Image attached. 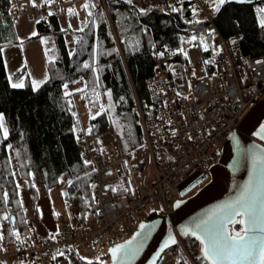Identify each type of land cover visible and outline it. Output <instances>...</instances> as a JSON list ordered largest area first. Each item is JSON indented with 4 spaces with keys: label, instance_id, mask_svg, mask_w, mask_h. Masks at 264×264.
Listing matches in <instances>:
<instances>
[{
    "label": "trees",
    "instance_id": "1",
    "mask_svg": "<svg viewBox=\"0 0 264 264\" xmlns=\"http://www.w3.org/2000/svg\"><path fill=\"white\" fill-rule=\"evenodd\" d=\"M82 1L89 0L73 3ZM90 1L95 7L77 35L74 53L69 52L58 14L36 20L35 37L53 36L56 57L47 61L48 79L34 89L29 77L24 87H11L3 50L21 40L16 32L17 19L10 16L13 0H0V114L8 131L6 138L3 134L0 137V216L4 235L15 246L24 243L26 223L9 146L31 194L38 186L56 188L67 172L71 178L68 193L79 203V220L92 221L96 215L94 170L80 155L76 136L81 121L75 105L83 123L81 107L86 113L95 112L84 123L88 135L111 127L124 151L140 157L146 145L139 108L149 112L147 80L161 53L181 51L190 43L200 50L209 70L213 68L214 47L207 22L188 3L138 7L126 0H105V8L102 0ZM256 7L219 3L212 10L222 35H241L243 51L252 57L264 56V26L257 21ZM78 82L84 87L74 102L64 90L70 91ZM157 215L153 213L150 218ZM169 250L177 264H209L203 260L201 243L194 236L181 238Z\"/></svg>",
    "mask_w": 264,
    "mask_h": 264
},
{
    "label": "built area",
    "instance_id": "2",
    "mask_svg": "<svg viewBox=\"0 0 264 264\" xmlns=\"http://www.w3.org/2000/svg\"><path fill=\"white\" fill-rule=\"evenodd\" d=\"M13 0L10 16L19 19L47 17L65 12L68 3L51 1L31 6ZM138 7L188 3L207 22L214 47L213 68L209 70L199 49V63L193 52L163 51L154 73L147 80L150 109L139 108L147 160L126 153L119 135L111 128L90 136L76 109L81 128L76 138L84 163L94 170L92 191L96 215L91 226L58 221L52 236L45 238L34 225L26 226L24 243L12 245L0 240V264H65L79 253L98 257L109 264L111 246L125 241L137 224V215L170 214L177 187L194 172L206 174L216 164L228 136L239 127L247 111L264 96V56L245 54L241 35L225 37L215 24L212 8L204 0H132ZM106 8L105 0H102ZM203 66L206 78H194L193 67ZM187 83L184 94L177 85ZM74 102L77 94L65 89ZM264 147V142L256 139ZM141 157V156H140ZM65 207L75 214L79 203L71 198ZM241 219L240 217L237 219ZM231 231H241L239 223ZM178 241L181 237L178 236Z\"/></svg>",
    "mask_w": 264,
    "mask_h": 264
},
{
    "label": "water",
    "instance_id": "3",
    "mask_svg": "<svg viewBox=\"0 0 264 264\" xmlns=\"http://www.w3.org/2000/svg\"><path fill=\"white\" fill-rule=\"evenodd\" d=\"M229 3L254 6L264 3V0H225L222 4ZM262 129L264 96L247 111L239 127L228 136L219 161L209 168V172H194L178 185L179 199L174 202L173 212L142 220L130 238L110 247L109 264H158L166 251L178 242V236H194L185 234L183 229L194 228L196 223L218 211L222 205L234 201L250 182L255 185L259 180L260 169L264 167L260 164L254 166L253 163L256 157L264 158V147L256 141L264 142ZM206 180L196 193L185 197ZM12 219L15 221L14 217ZM141 224L148 227L141 230ZM169 237H174L176 243L164 247ZM122 245L139 250L134 258L121 252L118 259L113 260L111 250Z\"/></svg>",
    "mask_w": 264,
    "mask_h": 264
},
{
    "label": "snow or ice",
    "instance_id": "4",
    "mask_svg": "<svg viewBox=\"0 0 264 264\" xmlns=\"http://www.w3.org/2000/svg\"><path fill=\"white\" fill-rule=\"evenodd\" d=\"M32 2L33 6H36L35 0ZM126 2L131 3L132 0H126ZM224 2L225 0H219L221 4ZM45 3H51V0H45ZM83 7L88 9L89 5L85 3ZM92 7L95 5L93 4ZM68 13L69 15L75 14L73 9H69ZM88 15L92 16V12L89 11ZM261 26H264V18L261 19ZM8 79L11 81V76ZM39 83L33 80V88H38ZM11 87L22 88L24 82L22 79L19 82H13ZM3 122L4 117L0 114V128L3 129V136L6 138L8 131ZM253 163L254 166L256 164L264 166V158L256 157ZM237 217H242V219L237 220ZM236 223L242 226V230L230 231L228 225ZM140 227L143 230L148 226L141 224ZM183 232L194 235L200 241L203 246V260L209 264H264V167H261L259 180L255 185L250 182L234 201L222 205L218 211H214L206 219L196 223L194 228H185ZM2 239L3 236L0 235V240ZM128 243L131 244V241ZM169 243H176L175 238L169 237L164 247H168ZM138 250V248H127L124 245L117 246L111 250L112 258L113 260L118 259V254L121 252L134 258Z\"/></svg>",
    "mask_w": 264,
    "mask_h": 264
},
{
    "label": "rangeland",
    "instance_id": "5",
    "mask_svg": "<svg viewBox=\"0 0 264 264\" xmlns=\"http://www.w3.org/2000/svg\"><path fill=\"white\" fill-rule=\"evenodd\" d=\"M44 2V0H42ZM205 3L208 5V7L212 8V10H216L218 5H219V0H204ZM29 3V1H26ZM45 3V2H44ZM42 3V4H44ZM41 3L38 6L42 5ZM71 6V5H69ZM68 6V7H69ZM256 16H257V21L258 23L261 25V19L264 18V11H262V9H264V3L258 4L256 5ZM91 11V10H90ZM88 12L89 10H85V11H76L74 15H69L68 11L59 13V20H60V25H61V29L63 31L66 32V42H67V46L69 49L70 53H74L75 51V43L77 40V35L79 34V32H81L80 29H84L88 20ZM42 18L41 16L39 17V19ZM20 22V19L16 20V24L18 25ZM36 23V21H35ZM25 41L31 40L32 37L31 36H25L24 37ZM18 49V48H16ZM42 49L45 52V55L48 57V59H54L56 57V52H55V42H54V38L53 36H44L42 38ZM190 50H192L193 52V58L194 61L196 63H199L200 59H199V54L197 51H195L194 49H192V45L190 43H185L181 49V52L183 54L188 53ZM11 59L8 58L9 62H15L13 65V70L9 71V75L11 76V80L15 81L16 76L19 75L20 71H23V67L24 64L22 63V61L19 58V55H16L15 57L12 55L10 57ZM15 58V60H14ZM7 61V62H8ZM19 66H21L20 69ZM191 75L194 78H206L208 77V73L206 72L205 68L203 66H197V67H193L191 69ZM188 89V85L187 83H180L177 85V93L179 94H184L187 92ZM83 114V121L84 123H87L88 121V117L91 114H95L94 111L88 112L86 113L84 111V109L81 107L80 109ZM4 117V116H3ZM4 127H6V123L4 120ZM139 159L146 161L147 160V155L143 154L141 157H139ZM71 181L70 175L66 172L64 173L59 180V185L56 188H53L51 190H47L42 186H38L36 188V192H39L40 195L45 196L44 193H46L48 195V197L52 200V202L55 204V208H54V213L53 210L49 211V214L51 216H55V218H59L62 219L64 221H67L71 224H78V225H85V226H91V221L89 220L86 223H82L79 218L74 217L73 215H75V213L73 211H71L70 209H67L65 207V203L70 199L69 193H68V185L69 182ZM24 187H25V191L26 194L28 195L29 190H28V183L25 180H22ZM64 193H67V195H64ZM177 198H179V193L177 192ZM34 207L27 209L26 211V218L29 221H34V223L36 224L37 228L39 229V232L47 237V232L44 230V228L41 226V220L38 216L37 213H34ZM158 214H161V212H157ZM143 215H137V224L135 226V228H133L132 230V234L128 237L130 238L134 231L136 230V227L138 226V224L140 223V221H142ZM93 221V220H92ZM0 234H3V230L1 228L0 225ZM127 238V239H128ZM126 239V240H127ZM202 251V250H201ZM74 255L65 259V264H89V262H91V264H100L98 262V257H94V256H89L83 253H79L77 252L75 249H73ZM16 261L15 259H10L7 261V264H12V262ZM158 264H177L174 258V254L172 250L167 251L163 257L160 259Z\"/></svg>",
    "mask_w": 264,
    "mask_h": 264
},
{
    "label": "crops",
    "instance_id": "6",
    "mask_svg": "<svg viewBox=\"0 0 264 264\" xmlns=\"http://www.w3.org/2000/svg\"><path fill=\"white\" fill-rule=\"evenodd\" d=\"M26 1H29V3ZM63 1L67 2L68 6L71 5L67 8L66 11H68L69 9H73L74 13L76 11H85V10L90 11V10H93V8H94V7H92L93 3L90 0L89 1H82V2H75V3H73V0H63ZM44 2H45V0H44ZM44 2L42 0H35V5L38 6L40 3L42 4ZM18 3H26V4L33 6L32 0H19ZM85 3H87L89 5L88 9H85L83 7V5ZM19 19H20L19 24L18 25L16 24V32H17V36L21 40V43L15 45V46L5 48L3 50V58H4V62H5V66H6L8 76H10L9 71L13 70V65L15 63L13 61L12 62L8 61V58L11 59L10 57L12 55L14 57L16 55H19L20 60L24 64V67H23V71H20L19 75L16 76L18 78H16L15 81L11 80L10 83L19 82V80L22 79L24 84H25L26 77H29L31 80V83L33 80H35V81L40 82L39 83V85H40L48 79V72H47L48 57L45 55V52L42 49V38L43 37H41V38L35 37L37 34L36 23H35L36 20H34L31 17L26 16V15L21 16ZM33 33H35V34H33ZM25 36H31L32 39L24 42ZM16 48H18V49H16ZM14 60H15V58H14ZM20 68H21V66H19L18 69H20ZM83 87H84V84L82 82H78L77 84L72 85L70 87V91L78 94L80 91H82ZM85 88H86V86H85ZM2 134H3V129L0 128V137ZM7 150H8L9 158H10L11 165H12L14 179H15L16 185H17L18 190H19V199H20L21 209L23 211V216H24L26 226L27 225H34L36 227L37 231L39 232V229L37 228L34 221H29L26 218L27 209L34 207L35 208L34 213L38 214V216L41 220V226L47 232L48 236L47 237L44 236V237L49 238L55 232L57 222L60 220L61 221H64V220L59 219V218H55L54 214H53V216H51L49 214L50 210H53V213H54L55 204L52 202V200L48 197V195L46 193H44L45 196L40 195L39 192H36L35 194H31L29 192L28 195L26 194L24 184H23L22 179L19 175V171L17 168V164H16V161L14 158L13 151H12L11 147H8ZM73 216L78 218L77 214H75ZM0 225H1V228L3 230V223H2L1 216H0ZM76 225H78V224H76ZM2 236H4V232H3Z\"/></svg>",
    "mask_w": 264,
    "mask_h": 264
},
{
    "label": "flooded vegetation",
    "instance_id": "7",
    "mask_svg": "<svg viewBox=\"0 0 264 264\" xmlns=\"http://www.w3.org/2000/svg\"><path fill=\"white\" fill-rule=\"evenodd\" d=\"M208 180L202 182L199 186H197L196 188H194L187 196L185 197H189L191 195H193L194 193H196ZM179 193V192H178ZM153 213H147L146 215H144L142 218V220H146L149 219L152 216ZM141 222V221H140Z\"/></svg>",
    "mask_w": 264,
    "mask_h": 264
},
{
    "label": "bare ground",
    "instance_id": "8",
    "mask_svg": "<svg viewBox=\"0 0 264 264\" xmlns=\"http://www.w3.org/2000/svg\"><path fill=\"white\" fill-rule=\"evenodd\" d=\"M153 7V6H152Z\"/></svg>",
    "mask_w": 264,
    "mask_h": 264
}]
</instances>
